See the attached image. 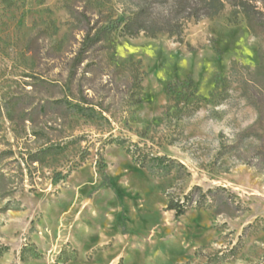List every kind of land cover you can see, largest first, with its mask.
Here are the masks:
<instances>
[{"label": "rangeland", "instance_id": "obj_1", "mask_svg": "<svg viewBox=\"0 0 264 264\" xmlns=\"http://www.w3.org/2000/svg\"><path fill=\"white\" fill-rule=\"evenodd\" d=\"M119 1L0 0V264H264V172L232 150L264 28L227 6L183 42L92 44ZM197 187L203 206L168 210Z\"/></svg>", "mask_w": 264, "mask_h": 264}, {"label": "trees", "instance_id": "obj_2", "mask_svg": "<svg viewBox=\"0 0 264 264\" xmlns=\"http://www.w3.org/2000/svg\"><path fill=\"white\" fill-rule=\"evenodd\" d=\"M3 2L11 5V0H3ZM119 2L123 6V18L107 19L100 33L92 40V44L100 43L114 32H121L131 38L140 35L155 38L165 34L183 42L184 31L189 23L216 18L227 6L232 7L231 22L236 23L241 16H244L252 32L259 35L264 28V0H120ZM89 36L90 34L88 38ZM82 53H77L73 59L75 73L86 62L85 52ZM262 70L263 66L257 68L259 73ZM253 83L259 90L254 96L259 118L255 125L243 134V139L240 141L250 140L251 144L249 147H244L237 143L232 146V150L240 154L237 156L240 163L264 172V81L258 78ZM75 108L76 112L80 113L89 110V107L85 109L78 103ZM31 158L34 163L40 162L36 154L31 155ZM197 191L200 192L201 188L197 187L185 197L183 202L170 199L168 210L174 211L176 217H181L192 205L203 206L206 195H203L202 199H197Z\"/></svg>", "mask_w": 264, "mask_h": 264}, {"label": "bare ground", "instance_id": "obj_3", "mask_svg": "<svg viewBox=\"0 0 264 264\" xmlns=\"http://www.w3.org/2000/svg\"><path fill=\"white\" fill-rule=\"evenodd\" d=\"M157 55L159 57L158 63L162 62L163 64H166L168 60V53L164 50L157 51Z\"/></svg>", "mask_w": 264, "mask_h": 264}]
</instances>
